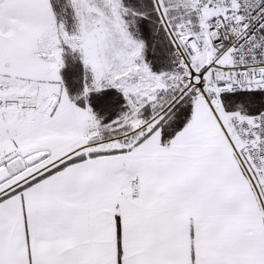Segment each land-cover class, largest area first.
<instances>
[{
  "label": "snow or ice",
  "instance_id": "snow-or-ice-1",
  "mask_svg": "<svg viewBox=\"0 0 264 264\" xmlns=\"http://www.w3.org/2000/svg\"><path fill=\"white\" fill-rule=\"evenodd\" d=\"M0 264H264V0H0Z\"/></svg>",
  "mask_w": 264,
  "mask_h": 264
}]
</instances>
